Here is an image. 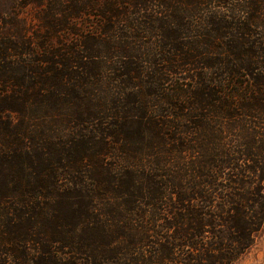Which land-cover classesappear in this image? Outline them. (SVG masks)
I'll return each mask as SVG.
<instances>
[{
  "label": "trees",
  "instance_id": "trees-1",
  "mask_svg": "<svg viewBox=\"0 0 264 264\" xmlns=\"http://www.w3.org/2000/svg\"><path fill=\"white\" fill-rule=\"evenodd\" d=\"M263 228L264 0H0V264H235Z\"/></svg>",
  "mask_w": 264,
  "mask_h": 264
},
{
  "label": "rangeland",
  "instance_id": "rangeland-1",
  "mask_svg": "<svg viewBox=\"0 0 264 264\" xmlns=\"http://www.w3.org/2000/svg\"><path fill=\"white\" fill-rule=\"evenodd\" d=\"M33 12L32 8H29L28 12L24 11L21 15L23 18H27L29 21V12ZM97 21V18L87 15L81 21V25L78 26V30L83 35H91V30L94 28V25ZM235 264H264V228L257 236L252 247L235 263Z\"/></svg>",
  "mask_w": 264,
  "mask_h": 264
}]
</instances>
